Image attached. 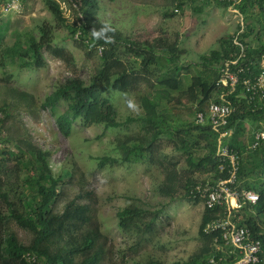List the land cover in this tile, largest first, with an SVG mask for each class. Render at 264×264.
I'll return each instance as SVG.
<instances>
[{
	"label": "trees",
	"instance_id": "1",
	"mask_svg": "<svg viewBox=\"0 0 264 264\" xmlns=\"http://www.w3.org/2000/svg\"><path fill=\"white\" fill-rule=\"evenodd\" d=\"M20 1L24 12V2ZM61 1L75 10V21L70 23L65 18L58 0H42V3L54 25L66 30L77 48L98 51L99 65L87 83L76 76L67 77L37 102L32 94L11 85L14 76L7 69H42L45 66L43 53L73 68V55L53 42L54 26L48 20L37 26V36L31 32L16 33L10 45L1 43L0 33V70L4 71L1 82L5 92L0 102V131L5 120L26 113L35 115L38 107L50 112L58 131L65 136L71 134L76 122L84 127L102 125L106 129H127L128 124L137 123L138 134L128 133L113 140L119 157L99 158V168L147 161L163 177L154 189L158 196L169 201L182 198L200 203L198 196L191 193L197 184L214 183L228 177L226 170L219 169L218 134L209 125L207 109L211 102H219L222 89L217 85L218 66L234 51L231 35L222 36L217 41V49L209 55L199 56L202 70L183 86L182 71L189 67L184 68L178 63L183 51L178 49L176 42L168 44L161 38L131 40L114 25L100 19L98 0ZM106 1L113 3L116 0ZM192 1L170 0L171 9L174 6L179 13ZM213 3L225 8L221 3ZM239 9L246 22L240 40L248 46L247 55L254 61L247 71L252 78L259 71L255 60L264 55V0L243 1ZM165 15L171 17L174 13ZM140 89H147L139 97L143 114L117 121L116 109L103 93L111 90L126 94ZM241 91L239 86L227 97L235 111L223 128L229 134L223 138L222 144L238 154L237 187L258 195L255 205H244L238 214L242 217L240 225L260 239L258 264H262L264 221L259 215L264 214V140L259 141L254 149H250V145L255 141L256 132H264V102L258 97L249 101V95L241 94ZM173 93L185 95L186 105L191 109L189 112L194 114V120L181 123L180 128L173 126L174 118L169 117V112L173 111L172 103L181 105L180 98ZM162 99L166 102L162 103ZM197 113H203V124L195 123ZM19 127L11 125L6 128L4 145L0 147V264H101L109 252L108 239L92 222L90 193L78 190L72 199L64 198L60 206L63 187L71 182L73 173L61 171L55 175L49 165L50 152L34 144L30 135ZM245 134L249 135L247 140L243 139ZM161 136H165L172 150L183 157L185 166L182 171L168 156L154 154L156 141ZM193 173L209 176L199 183L191 177ZM161 209L152 211L140 204H130L116 212L117 229L123 235L136 236L135 243L139 245L153 232ZM220 212L219 208H204L198 227L201 242L198 251L186 261L170 264H229L234 261L225 256L219 263L209 262L210 258L217 260L220 256L213 250L218 234L205 233L203 229L221 216ZM11 223L30 235L27 244L19 241ZM144 264L165 263L148 257Z\"/></svg>",
	"mask_w": 264,
	"mask_h": 264
},
{
	"label": "rangeland",
	"instance_id": "2",
	"mask_svg": "<svg viewBox=\"0 0 264 264\" xmlns=\"http://www.w3.org/2000/svg\"><path fill=\"white\" fill-rule=\"evenodd\" d=\"M98 1L101 7L100 19L114 25L131 40L152 41L161 38L168 44L176 42L178 49L183 51L179 54L178 63L184 68L189 67L188 70L182 71L183 86H187L190 77L202 70L199 56L209 55L212 50L217 49V41L222 36H230L236 26V19L227 13L222 5H217L212 0H193L171 17L165 15L172 12L170 0H116L113 3ZM23 2L25 9L22 16L0 18L1 43L10 45L16 33L19 35L31 32L37 36V26L43 20H48L49 24L54 26L53 42L73 55L75 66L68 67L43 53L45 66L42 69L21 71L8 68L7 72L14 76L11 85L32 94L37 102H41L67 77L76 76L87 83L99 65L98 51L77 48L69 39L66 30L54 25L42 0ZM58 2L65 18L70 23L75 21V10L61 0ZM3 72L0 70V102L5 97L1 82ZM146 90L140 89L126 94L109 90L103 94L116 109V120L122 122L126 117L143 114L139 97L146 93ZM172 95L180 98L181 105H175L173 102V111L169 112V117L174 118L173 126L180 128L181 123L193 121L194 114L189 112L191 109L186 105L185 95ZM161 102L165 103L166 100L162 99ZM11 125H19V128L30 135L34 144L50 152L49 165L55 175L61 171L73 173L71 182H67L63 187L59 205L63 204L64 198L72 199L78 190L90 193L92 222L98 225L108 239V259L105 258L101 264H144L148 257L170 264L186 261L198 251L201 244L198 227L204 211L201 203L188 202L182 198L169 201L158 196L154 189L163 177L160 171L147 161L113 167L98 166V159L101 157H119L114 150L113 140L128 133L138 134L140 128L137 123L128 124L127 129H106L102 125L84 127L76 122L71 134L65 136L58 131L50 112L38 107L35 115L26 113L5 120L0 131V147L4 145L6 128ZM248 138V134L243 136L245 140ZM154 154L168 156L177 163L181 171L185 166L183 157L172 150L165 136L156 141ZM208 176L200 173L191 175L199 183ZM130 204H140L152 211L162 208L153 232L147 237L148 240L139 245L135 243L136 236L123 235L117 229L116 212ZM259 219L264 221V214L259 215ZM11 229L20 242H29L28 233L12 223Z\"/></svg>",
	"mask_w": 264,
	"mask_h": 264
},
{
	"label": "built area",
	"instance_id": "3",
	"mask_svg": "<svg viewBox=\"0 0 264 264\" xmlns=\"http://www.w3.org/2000/svg\"><path fill=\"white\" fill-rule=\"evenodd\" d=\"M212 1L225 5V11L236 19L234 32L231 34V45L234 51L218 66L220 77L217 85L222 89L218 96L219 102H211L207 109L209 125L218 134L216 154L220 163L219 169L226 170L228 177L214 183L197 184L191 193L198 196L199 202L205 209H221V216L210 221L203 229L205 233L218 234V238L216 237L213 242V250L220 253V256L217 260L210 258L209 262L219 263L226 256L234 260L229 264H258L261 251L260 239L255 238L247 227L240 225L242 217L238 214L244 205H255L258 195L251 190L237 187L239 157L236 151L223 145L222 140L229 134L223 131L227 119L235 111V107L231 106L227 97L233 94L237 87H241V94L249 95V101L258 97L259 101L264 102V55H260L255 60L259 71L251 78V74L247 71L254 61L247 55L248 46L240 40V36L246 29V22L239 9L243 1L249 0ZM172 12L177 14L178 9L173 7ZM22 14L23 5L20 0H0V16H21ZM204 122L203 113H197L195 123L203 124ZM254 140L250 149L256 148L259 141L264 140V132H256Z\"/></svg>",
	"mask_w": 264,
	"mask_h": 264
},
{
	"label": "crops",
	"instance_id": "4",
	"mask_svg": "<svg viewBox=\"0 0 264 264\" xmlns=\"http://www.w3.org/2000/svg\"><path fill=\"white\" fill-rule=\"evenodd\" d=\"M1 18V17H0ZM264 228V227H263ZM262 264H264V259H263V263Z\"/></svg>",
	"mask_w": 264,
	"mask_h": 264
},
{
	"label": "clouds",
	"instance_id": "5",
	"mask_svg": "<svg viewBox=\"0 0 264 264\" xmlns=\"http://www.w3.org/2000/svg\"><path fill=\"white\" fill-rule=\"evenodd\" d=\"M173 7H174V6H173ZM23 14H24V12H23ZM23 14H22V15H23ZM177 14H178V13H177ZM22 15H21V16H22Z\"/></svg>",
	"mask_w": 264,
	"mask_h": 264
}]
</instances>
